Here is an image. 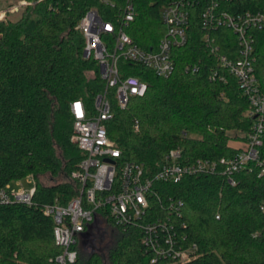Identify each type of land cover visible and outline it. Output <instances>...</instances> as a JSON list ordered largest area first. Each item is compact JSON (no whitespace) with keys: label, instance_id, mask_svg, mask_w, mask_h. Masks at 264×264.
Masks as SVG:
<instances>
[{"label":"trees","instance_id":"1","mask_svg":"<svg viewBox=\"0 0 264 264\" xmlns=\"http://www.w3.org/2000/svg\"><path fill=\"white\" fill-rule=\"evenodd\" d=\"M102 1L48 0L26 7L16 23L0 22V188L29 176L36 180L31 205L0 206V264H56L62 253L54 238V220L44 209L57 198L66 205L79 195V184L71 176L85 155L71 142V104L82 100L92 106L105 82L98 63L83 57L85 39L77 26L91 9L111 20L124 3L116 0L118 5L111 8ZM164 1L134 0L137 18L127 32L136 44L148 48L165 34L160 19ZM230 9L264 12V0H233ZM204 11L201 3L190 8L189 43L174 51L175 71L168 79L141 66L121 64L122 72L146 82L148 91L144 98H132L124 110L114 103V116L106 123L108 135L129 161L150 171L176 148L192 160L229 157L235 148L227 131L251 130L247 98L234 78L227 83L211 80L215 61L204 43L209 34L227 54L236 38L226 29H206ZM257 46L262 71L264 31L257 32ZM193 64H200L199 73L186 71ZM61 174L67 176L66 183L40 181ZM236 178V187L213 176L158 186L164 198L185 204L179 231L199 246L198 257L186 264H264V177L246 171ZM73 249L79 252L74 264H151L141 232L117 230L103 211Z\"/></svg>","mask_w":264,"mask_h":264},{"label":"built area","instance_id":"2","mask_svg":"<svg viewBox=\"0 0 264 264\" xmlns=\"http://www.w3.org/2000/svg\"><path fill=\"white\" fill-rule=\"evenodd\" d=\"M47 1L23 0L17 6L0 10V22L26 6ZM102 3L111 8L118 5L116 0ZM197 3L205 7L202 17L206 29H226L236 38L234 49L225 54L218 39L205 35L204 43L215 61L210 78L223 83L229 77L236 80L249 102L246 116L251 119L252 127L250 131H241L244 143L229 157L192 160L184 155L182 148H176L156 170L150 171L143 164L129 161L108 135L106 123L114 116V100L124 110L132 98H144L148 91L147 83L137 76L125 75L121 64L144 67L159 78L171 77L176 66L174 51L189 43L190 8ZM232 4L233 0H165L160 7L165 34L148 48L136 44L127 32L137 18L134 0H124L111 20L104 19L96 9L89 10L82 18L77 30L85 39L83 57L98 63L105 88L95 97L92 106L82 100L71 104L74 117L71 142L85 158L71 176L79 184V195L66 205L57 198L44 209L54 220L55 242L62 249L54 260L56 264L77 262L79 252L73 247L100 211L107 214L117 230L141 232L151 264L189 263L198 257L199 246L179 231L178 221L185 204L172 196L164 198L158 186L178 184L186 177L213 176L236 187V176L241 172L257 171L264 177V69L261 71L258 67L261 57L257 46V32L264 31V12H234L230 9ZM200 70V64L186 68L193 74ZM35 191L36 185L30 190L7 185L0 188V206L11 202L31 205ZM261 212L264 216V205Z\"/></svg>","mask_w":264,"mask_h":264},{"label":"rangeland","instance_id":"3","mask_svg":"<svg viewBox=\"0 0 264 264\" xmlns=\"http://www.w3.org/2000/svg\"><path fill=\"white\" fill-rule=\"evenodd\" d=\"M21 1H23V0H1L0 1V10L7 9V8H10L13 6H17ZM27 1L30 2L31 0H27ZM26 7H28V6H26ZM25 8L20 9L19 12L9 14L5 19L11 20L12 22L16 23L17 21H19L21 19L22 11ZM90 76L94 77L93 74H90ZM114 103H116L115 100H114ZM240 133H241V130H239V129H232V130L227 131V136L229 138V144L233 148H240V147H242V145L244 143V140L242 139ZM58 155L62 156V151L59 150ZM40 181L45 185H51V184H55V183H66L68 181V179H67V176L64 174H61L57 178H54L51 175H45V176H42L40 178ZM35 185H36V180L34 178H25V179L20 180V181L12 182L10 184V187L17 189V190H19V189L30 190Z\"/></svg>","mask_w":264,"mask_h":264}]
</instances>
